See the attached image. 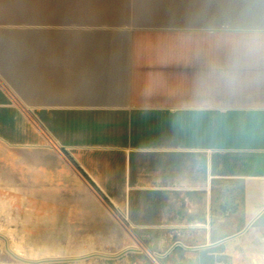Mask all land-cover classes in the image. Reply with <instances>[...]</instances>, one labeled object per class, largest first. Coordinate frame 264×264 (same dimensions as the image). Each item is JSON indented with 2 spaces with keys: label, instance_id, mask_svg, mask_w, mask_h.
I'll list each match as a JSON object with an SVG mask.
<instances>
[{
  "label": "crops",
  "instance_id": "obj_1",
  "mask_svg": "<svg viewBox=\"0 0 264 264\" xmlns=\"http://www.w3.org/2000/svg\"><path fill=\"white\" fill-rule=\"evenodd\" d=\"M123 1L0 0L1 174L35 212L97 191L139 264H264V0Z\"/></svg>",
  "mask_w": 264,
  "mask_h": 264
},
{
  "label": "rangeland",
  "instance_id": "obj_2",
  "mask_svg": "<svg viewBox=\"0 0 264 264\" xmlns=\"http://www.w3.org/2000/svg\"><path fill=\"white\" fill-rule=\"evenodd\" d=\"M1 171L9 188L0 187V264H139L140 255L124 253L122 232L109 239L97 230V216L109 213L97 191L92 203L36 205L35 212L33 200L10 188L11 175Z\"/></svg>",
  "mask_w": 264,
  "mask_h": 264
},
{
  "label": "trees",
  "instance_id": "obj_3",
  "mask_svg": "<svg viewBox=\"0 0 264 264\" xmlns=\"http://www.w3.org/2000/svg\"><path fill=\"white\" fill-rule=\"evenodd\" d=\"M140 1V2H139ZM135 1L136 3H140L141 5H151L157 6L164 4L163 0H139ZM169 1V0H168ZM206 5H210L212 7L217 8H239V0H202ZM70 5H102V6H110V5H123V0H68ZM137 5V4H136Z\"/></svg>",
  "mask_w": 264,
  "mask_h": 264
},
{
  "label": "clouds",
  "instance_id": "obj_4",
  "mask_svg": "<svg viewBox=\"0 0 264 264\" xmlns=\"http://www.w3.org/2000/svg\"><path fill=\"white\" fill-rule=\"evenodd\" d=\"M237 51L241 56L245 57L260 56L264 54V44L246 45L244 42H240Z\"/></svg>",
  "mask_w": 264,
  "mask_h": 264
}]
</instances>
